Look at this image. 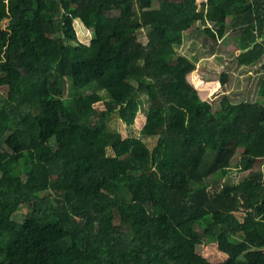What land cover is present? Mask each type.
Instances as JSON below:
<instances>
[{"label":"trees","instance_id":"obj_1","mask_svg":"<svg viewBox=\"0 0 264 264\" xmlns=\"http://www.w3.org/2000/svg\"><path fill=\"white\" fill-rule=\"evenodd\" d=\"M201 21L239 26L238 60H261L264 0H0V264H264V100L214 109L229 73L177 51ZM143 93L154 147L107 125L133 124Z\"/></svg>","mask_w":264,"mask_h":264},{"label":"rangeland","instance_id":"obj_2","mask_svg":"<svg viewBox=\"0 0 264 264\" xmlns=\"http://www.w3.org/2000/svg\"><path fill=\"white\" fill-rule=\"evenodd\" d=\"M155 5L157 6V2ZM78 19L82 24L81 29L77 28V19L73 22L78 40L84 43H91L96 36L95 30L86 26L80 18ZM227 21H230V19L228 18ZM207 25L216 27L218 24L210 21L206 23L201 21L199 25L195 24L191 29L184 31L183 42L177 45V51L179 54L189 57L195 63L196 70L208 79L220 78L224 72L229 73L228 81L223 85L221 90L210 97L214 109L220 106L221 101L225 99V97H229L233 102L263 101L264 95L259 92V89L264 81V54L260 61L251 64L240 63L237 58V49L240 46L241 38L238 34L239 32H237L238 30H236L239 26H229L225 35L213 37L205 30ZM144 29L140 30L139 39L145 43L148 37L147 30ZM72 42L73 44H77L75 40ZM66 83L69 88V80H67ZM0 92L5 95L6 88H0ZM91 92V90H88L85 91L84 94H89ZM70 93L71 92L68 94ZM100 93L103 96V100L99 101L95 106L100 110H104L106 109V101L109 100L110 95L107 94L106 90H102ZM139 101L140 108L133 124H126L117 111L108 117L107 125L112 129H118L124 138H143L150 147H154L158 141V136L144 135L141 132L150 107L149 95L147 93L141 94L139 96ZM108 154L114 156L115 152L112 148H108ZM263 167L264 165H262V168ZM259 169H261V166L258 164L248 170L236 168L231 170L229 174L224 177V180L230 183H238L241 179L250 175L252 171H257ZM219 176V173H217L209 179L212 180L211 182H214ZM23 177L26 178V174H24ZM27 216V208L22 207L14 215V219L22 222ZM240 219L243 220L242 217H240ZM202 248L203 247H199V252H202Z\"/></svg>","mask_w":264,"mask_h":264}]
</instances>
